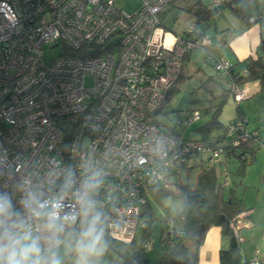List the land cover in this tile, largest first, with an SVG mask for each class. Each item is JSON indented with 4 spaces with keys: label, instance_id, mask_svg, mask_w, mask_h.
Listing matches in <instances>:
<instances>
[{
    "label": "built area",
    "instance_id": "2783aa9c",
    "mask_svg": "<svg viewBox=\"0 0 264 264\" xmlns=\"http://www.w3.org/2000/svg\"><path fill=\"white\" fill-rule=\"evenodd\" d=\"M172 1L138 0L128 12L114 0H0V190L31 177L55 192L66 169L79 177L87 164L101 173L108 237L129 245L153 188L168 187L181 168L222 164L221 145L187 139L157 117L185 57L205 48L194 25L186 36L162 25ZM45 45L60 54L46 62ZM205 59L217 72L232 66L210 53ZM231 93L237 102L246 97L234 85ZM200 118L194 112L178 125ZM240 128L231 124L227 136ZM253 254L246 264H264Z\"/></svg>",
    "mask_w": 264,
    "mask_h": 264
},
{
    "label": "trees",
    "instance_id": "16d2710c",
    "mask_svg": "<svg viewBox=\"0 0 264 264\" xmlns=\"http://www.w3.org/2000/svg\"><path fill=\"white\" fill-rule=\"evenodd\" d=\"M225 2L238 14H241L248 6V0H226ZM219 11V5L217 7H206L201 2L194 4L187 10L194 18L193 25L195 27L209 23ZM235 67L236 65H232L226 72L231 87L234 85L241 88L250 82L257 81L259 91L264 92V42H262L261 53L255 58H249L240 70H234ZM181 82L182 76L180 73L177 82L169 91L165 103L178 91ZM224 101L223 98L219 102L215 113L219 111ZM242 121L239 123L241 128L236 129L230 136H227V127L222 138L207 141L210 144L221 145L225 149V159L238 163L235 173L241 178L245 176L247 166L254 161L256 150L264 148V133L258 130H249L245 126L246 123ZM213 123L214 120L202 129L205 134L204 139L207 138L209 126ZM236 124L238 123H233V125ZM204 139L202 141L206 142ZM169 184L165 188L161 186L153 188L152 195L162 201L168 195L173 194L174 192L169 189ZM175 189L174 194L182 203L179 214L182 220V228L179 230H168L166 228L167 230L161 232L159 244L164 249L156 264H197L199 248L204 241L206 232L212 226L219 227L222 235L229 240L228 248L220 251V264H246L242 262L240 255V238L242 237L239 231L235 232L234 226L237 225L238 221H245L248 217L247 209L244 207L242 199L235 195L233 189H230L227 195L225 194V189L219 181L215 166L200 164L195 186L192 188L188 184L177 183ZM244 213L246 215L240 217ZM141 218L144 227L141 229L140 240L136 242L135 239L129 245H124L128 249V254L123 256V260L118 264H151L143 253L148 239L152 237L153 221L156 220L155 214L148 203L141 207ZM105 239L108 243L107 249H113L116 242L108 237L106 229ZM69 259L70 257H67L65 262Z\"/></svg>",
    "mask_w": 264,
    "mask_h": 264
},
{
    "label": "rangeland",
    "instance_id": "374dc122",
    "mask_svg": "<svg viewBox=\"0 0 264 264\" xmlns=\"http://www.w3.org/2000/svg\"><path fill=\"white\" fill-rule=\"evenodd\" d=\"M114 2L128 12L133 11L138 5V0H114ZM163 24L169 30L182 34L183 30L187 31L191 26L190 16L176 10L166 12ZM44 49L46 62L61 52L59 47L49 48L45 45ZM183 74L184 77L178 91L165 103L157 115L163 124L174 128L177 133L187 139L202 140L205 138L202 129L214 120L213 125L209 126L207 138L204 139L206 143L215 138H222L225 135V128L235 122L240 123L242 120L249 130H258L264 133V92H260L258 89L253 95L237 102L230 91L231 82L223 75L226 73L217 74L200 52H196L192 60L186 64ZM223 98L225 101L219 111L215 113V109ZM194 112L199 113L200 120L187 127H184L183 124L178 125L180 121H184L188 114ZM255 155L254 161L247 166L243 178L235 173L238 166L236 161L222 158V164L214 165L220 182L226 176L228 177L229 185L224 187L226 195L230 189H233L237 197L241 199L246 197V200L252 201L253 194L258 192L257 188L264 185V148H258ZM204 158L206 159L207 156ZM199 171L200 165H194L190 169L181 168L173 172L168 177L169 189L175 193L177 183L188 184L193 188ZM174 193L162 201L153 195L148 199V205L154 212L156 220L153 221L151 243L148 245V249L143 252L147 258H151L152 253H147L151 247L155 250L160 248L159 240L163 230L182 228V220L179 217L182 203ZM141 233L142 230L137 232L136 242L140 240ZM124 249L126 250L127 247L119 243H116L113 249H106L108 254L104 258L105 264H114L113 260L119 262L121 260L120 253Z\"/></svg>",
    "mask_w": 264,
    "mask_h": 264
},
{
    "label": "clouds",
    "instance_id": "9594fccd",
    "mask_svg": "<svg viewBox=\"0 0 264 264\" xmlns=\"http://www.w3.org/2000/svg\"><path fill=\"white\" fill-rule=\"evenodd\" d=\"M101 173L82 165L63 173L55 192L31 177L0 190V264H100L107 249ZM19 194V199H15Z\"/></svg>",
    "mask_w": 264,
    "mask_h": 264
},
{
    "label": "crops",
    "instance_id": "0c3cea01",
    "mask_svg": "<svg viewBox=\"0 0 264 264\" xmlns=\"http://www.w3.org/2000/svg\"><path fill=\"white\" fill-rule=\"evenodd\" d=\"M213 1L215 0H174L160 14L161 23L165 27L163 24L164 14L176 10L183 14H188L190 23L193 25L194 18L187 10L198 2H201L206 7H212ZM219 1L220 11L218 14L209 23L197 26L206 38L204 42L205 48L194 50L186 56L181 70L182 78L184 77L183 69L192 60L196 52H200L203 58L206 57L207 53L221 57L232 65H236L234 70L237 71L244 67L249 58H255L261 53L262 42H264V0H248V6L241 14H238L232 7L228 6L225 2L226 0ZM258 17L261 18L256 22L251 23L248 21L249 18ZM166 29L169 30L168 28ZM171 32L176 35L186 36V30H183L182 34ZM192 63L194 65V62ZM223 75L228 78L226 74ZM258 89L259 83L257 81L241 87V90L245 93V99L253 95ZM257 191L255 195L253 194L252 201L246 200V197L242 199L248 214L244 221V226L239 230V234L243 239L240 243V255L244 263L249 262L254 256L253 253L256 249L259 251L258 258L264 263V185H260ZM159 246L158 250L151 247L150 251L147 252L149 254L152 253L151 258H148L151 264H156L163 252L164 247L160 244ZM228 246L229 240L222 235L220 228L217 226L210 227L199 248L197 264H220V251L226 250ZM106 254L108 253L105 250L103 256L100 257V264H105L104 258ZM126 254H128V250H122L120 253L121 260L119 262L113 260V263H120ZM65 264H71V258Z\"/></svg>",
    "mask_w": 264,
    "mask_h": 264
}]
</instances>
